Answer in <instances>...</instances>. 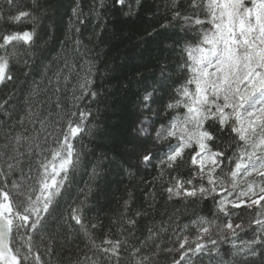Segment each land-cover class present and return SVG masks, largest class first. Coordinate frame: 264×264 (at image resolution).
<instances>
[{
	"label": "trees",
	"instance_id": "16d2710c",
	"mask_svg": "<svg viewBox=\"0 0 264 264\" xmlns=\"http://www.w3.org/2000/svg\"><path fill=\"white\" fill-rule=\"evenodd\" d=\"M168 2L14 0L9 4L8 0H0L4 17L0 19V31L34 26L36 32L32 48L20 43L15 48L9 46L7 53L0 50V58L8 59L13 75L12 81L0 85L4 109L0 110V128L8 131L12 126L13 136L23 132L16 124L21 115L19 105L23 95L36 85L40 92L37 101H43L38 103L37 117L27 125L28 138L19 145L15 139L11 141L17 160L10 161L15 171L9 179L17 182V191L26 189V195L31 194L35 202L53 166L59 165L65 155L61 131L67 132L69 119L78 120L83 110L80 85L85 79H92L91 87L101 93L99 104L90 99L83 101V105H92L93 114L99 109L100 119L88 134L92 118L86 117L82 138H71L73 159L79 156V163L54 197L57 212L49 218V227L35 236L28 264H33L32 256L41 257V264H112L93 247V242L101 246L105 239L122 242L121 259L125 264H172L178 254L167 249L178 247V236L196 240L204 227L216 236L217 225L227 223L214 201L226 198L225 207L234 213V224L247 225L252 219L243 207L232 209L228 202L235 199V193L228 194L234 162L225 161L211 172L201 171L198 164H192L195 145L184 148L176 160L167 159L172 151L168 145L179 144L181 129L192 128L184 123L187 109L182 90L191 73L185 69L187 51L183 49L196 43L195 33L177 23ZM177 2L187 7L189 0ZM29 9L38 18L35 25L8 22L9 16ZM86 51L90 55L85 56ZM162 79L165 84H161ZM187 87L194 92V85ZM169 104L174 107L168 108ZM73 112L77 115L70 117L68 114ZM174 123L178 125L175 129ZM165 130L175 131L176 135L164 140L156 134ZM3 131L0 170L7 172L4 153L11 150L5 148L8 141ZM210 131L214 136L208 142L210 151H225L226 156L236 151L229 135L215 128ZM144 155L150 157V162L143 160ZM209 174L212 184L208 182ZM188 179L193 183H184L181 195L169 198L167 189L175 192L177 181ZM236 179L243 187L246 179ZM200 186L215 191L207 198L199 192L196 197H184L185 189L198 190ZM86 194L87 231L79 225L70 228L69 224L75 222L69 220V212ZM237 232V244L254 235L251 227ZM13 236L19 244L20 236L15 232ZM23 242L25 249L21 252L27 248V237ZM229 247L226 242L219 245L221 252ZM216 259L215 251L196 258L197 264H216Z\"/></svg>",
	"mask_w": 264,
	"mask_h": 264
},
{
	"label": "snow or ice",
	"instance_id": "6c2138e0",
	"mask_svg": "<svg viewBox=\"0 0 264 264\" xmlns=\"http://www.w3.org/2000/svg\"><path fill=\"white\" fill-rule=\"evenodd\" d=\"M13 2L14 0H8L9 4ZM117 2L120 3L121 0ZM168 8L181 27H187L195 33L196 43L183 49V52L187 51V57L184 58L185 69L191 73L182 90L185 97L184 107L187 109L184 123L191 124L192 128L181 129L180 143L175 146L168 145L172 151L167 159L176 160L184 148H193L195 145L192 164H197L199 158L201 171L206 161L214 166L213 171L225 161L229 164L234 162V169L230 173L233 178L231 191L228 194L235 193V199L228 202L232 209L243 207L252 216L247 225L234 224V213L225 207L226 198L214 201L215 207L224 214L227 223L217 225L216 236L208 227L200 230L196 240L178 236V247L167 249L178 254L172 264H197V257L212 255L214 251L216 264H264V0H189L187 7L179 4L177 0H169ZM0 19H4L2 13ZM37 19L29 9L9 16L8 22L20 24L28 21L35 25ZM35 35L34 26L22 31H0V50L7 53L9 46L15 48L20 43L32 48ZM87 55L90 53L86 51L85 56ZM161 71L163 74L165 69ZM12 80L8 59L0 58V85ZM165 83L162 79L161 84ZM92 84V79L88 78L80 85L83 90L80 96L83 110L79 112L78 120L69 119L67 132L61 131L65 155L58 166H53L35 202L31 194L26 195V189L17 191V182L10 180L9 176L15 171V165L10 161L17 160L11 141L15 139V144L19 145L28 138L27 125L37 117L38 103H43L37 101L40 95L39 85L28 90L20 102L21 115L16 124L23 132L13 136L12 126H9L8 131L0 128L4 140L8 141L5 148L11 150L4 153L8 171L0 170V264H28L35 236L43 233L49 227V218L55 216L57 208L54 207V197L62 182L68 179L70 170L79 163V156L73 159L75 150L71 138L78 135L82 138L86 117L92 118L88 121L91 126L88 134H92V128L97 126L100 119L99 109L93 114L92 105H83L85 99H90L95 104L101 102V93L93 89ZM188 85H194V92L189 91ZM150 95L145 96L146 101ZM176 103L179 105L180 101ZM172 107L174 105H168V108ZM0 110H4L3 104H0ZM68 115L73 117L77 114L73 112ZM176 127L178 125L174 123L172 128ZM213 128L229 135L236 144V151L231 156H226L225 151H210L208 142L214 139L210 131ZM156 134L166 140L175 136L176 132L165 130L157 131ZM143 160L150 162V157L144 155ZM238 176L246 179L243 187H240L236 179ZM208 182L213 183L210 174ZM184 183L191 185L193 181L178 180L175 192L173 188L167 189L169 198L172 195L180 196ZM214 191L215 188L206 190L200 186L198 190L185 189L183 195L196 197L199 192L202 198H207ZM87 205L86 194L84 200L69 212V220L75 222L69 224L70 228L79 225L87 231L84 223ZM246 227L252 228L253 238L242 244L235 243L237 230L244 231ZM14 232L21 238L19 244L15 243ZM24 237H27V248L21 252V249H25ZM225 242L230 247L221 252L219 245ZM121 243L118 240L105 239L103 245L106 246H97L93 242V247L96 252L107 256L112 264H125L121 259ZM123 243L126 245L127 241ZM32 261L33 264H41V257L32 256Z\"/></svg>",
	"mask_w": 264,
	"mask_h": 264
},
{
	"label": "rangeland",
	"instance_id": "374dc122",
	"mask_svg": "<svg viewBox=\"0 0 264 264\" xmlns=\"http://www.w3.org/2000/svg\"><path fill=\"white\" fill-rule=\"evenodd\" d=\"M197 164L200 166L199 158H197ZM213 167L214 166L210 165V163L208 161H206L205 164H204L203 170L206 171V172H211Z\"/></svg>",
	"mask_w": 264,
	"mask_h": 264
}]
</instances>
